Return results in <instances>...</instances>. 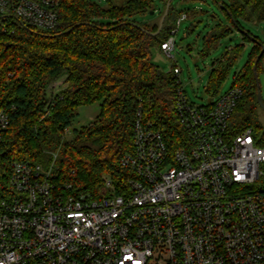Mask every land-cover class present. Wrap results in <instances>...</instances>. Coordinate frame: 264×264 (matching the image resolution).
Instances as JSON below:
<instances>
[{"label":"built area","instance_id":"2783aa9c","mask_svg":"<svg viewBox=\"0 0 264 264\" xmlns=\"http://www.w3.org/2000/svg\"><path fill=\"white\" fill-rule=\"evenodd\" d=\"M59 4L0 0V16L51 30ZM185 17L161 45L167 57ZM171 70L179 77L182 138L172 145L140 105L133 150L121 159L133 174L122 193L75 191L60 181L57 154L50 165L12 163L0 190V264H264L262 134L227 132L243 90L198 105L187 99L181 69ZM62 85L53 81L49 92ZM10 123V112L0 108V144ZM107 186L115 190L111 181Z\"/></svg>","mask_w":264,"mask_h":264},{"label":"trees","instance_id":"16d2710c","mask_svg":"<svg viewBox=\"0 0 264 264\" xmlns=\"http://www.w3.org/2000/svg\"><path fill=\"white\" fill-rule=\"evenodd\" d=\"M156 1L124 0L118 5L107 0L102 5L93 0H60L58 25L51 30L0 16V108L11 115L0 144V190L9 184L14 161L50 165L57 154L60 181L72 183L75 191L96 196L122 193L133 174L121 165V159L133 150L134 120L140 105L145 118L171 144L182 138L175 109L179 77L174 70L166 72L157 65L152 53L162 51V43L182 13L171 3L160 32L159 25L135 19L151 10L162 16L168 0H159L161 6ZM214 1L225 19H219L205 35V54L234 31L252 43L231 87H240L243 96L227 132L232 136L252 128L262 134L264 143L254 72L264 35L244 26V21H264V0ZM243 46L229 47L213 62L207 87L211 97L218 95ZM263 59L264 54L257 65L258 75ZM56 80L63 85L57 92H49ZM97 103L100 110L95 120L71 131L79 108ZM68 131L71 137H67ZM108 181L115 190L107 186ZM261 187L264 189V179Z\"/></svg>","mask_w":264,"mask_h":264},{"label":"rangeland","instance_id":"374dc122","mask_svg":"<svg viewBox=\"0 0 264 264\" xmlns=\"http://www.w3.org/2000/svg\"><path fill=\"white\" fill-rule=\"evenodd\" d=\"M102 5L107 4V0H93ZM115 4L122 5L124 0H113ZM157 6H161L162 2L157 0ZM172 5L182 15L192 14V16L181 19L178 32L176 34V47L172 53V57H167L159 49L153 50V60L166 72L170 71L174 65L181 69V82L185 90L187 99L198 105L208 104L218 95L225 93L231 89L235 83L236 73H238L245 65L249 53L252 49V43L243 38L242 33L234 31L228 36L221 38L216 45L205 54L204 37L217 23L219 19H225V15L214 0H172ZM163 16V15H162ZM160 13H150L147 15H137L135 17L139 22L151 21L153 24L159 25L162 18ZM180 18V17H179ZM244 26L256 35H264V21L247 22ZM237 44H244L242 52L225 78L217 96L211 97L207 92L211 69L213 62L221 58L229 47ZM261 84V93L264 100V59L261 65L259 75ZM99 104L90 106H82L79 113L73 120L70 127L74 128L89 125L95 120L99 113ZM259 119L264 126V108H258ZM69 132L67 137H71Z\"/></svg>","mask_w":264,"mask_h":264},{"label":"water","instance_id":"95a60500","mask_svg":"<svg viewBox=\"0 0 264 264\" xmlns=\"http://www.w3.org/2000/svg\"><path fill=\"white\" fill-rule=\"evenodd\" d=\"M172 3V0H168L167 2V7L165 9V12L160 20V23H159V29H158V32L161 31L162 27H163V24H164V21L167 17V14H168V11H169V8H170V5ZM151 13H154L153 10H151ZM157 32V33H158ZM264 54V45L262 46V51L261 53L258 55V57L256 58V61H255V64H254V72H255V77H256V81H257V87H258V100H259V104L261 107L264 108V100H263V97H262V93H261V84H260V80H259V75L257 73V65H258V62L260 61L262 55Z\"/></svg>","mask_w":264,"mask_h":264}]
</instances>
